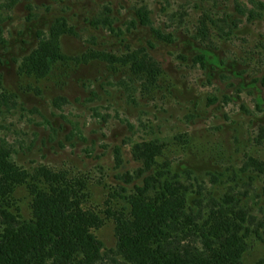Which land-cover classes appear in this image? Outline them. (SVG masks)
<instances>
[{
    "label": "rangeland",
    "instance_id": "rangeland-1",
    "mask_svg": "<svg viewBox=\"0 0 264 264\" xmlns=\"http://www.w3.org/2000/svg\"><path fill=\"white\" fill-rule=\"evenodd\" d=\"M258 1L0 0V163L19 181L0 207L17 219L53 199L92 211L96 264H131L115 216L169 163L190 201L243 199L236 251L264 264ZM102 14L108 23H91Z\"/></svg>",
    "mask_w": 264,
    "mask_h": 264
},
{
    "label": "trees",
    "instance_id": "trees-1",
    "mask_svg": "<svg viewBox=\"0 0 264 264\" xmlns=\"http://www.w3.org/2000/svg\"><path fill=\"white\" fill-rule=\"evenodd\" d=\"M255 5L264 8L260 1ZM136 11L148 16L146 10ZM109 19L102 14L91 23ZM116 152L121 153L119 147ZM153 163L159 165L153 159L149 167ZM7 165L6 160L0 163L4 202L19 183L18 173ZM165 168V176L159 168L144 176L137 194L128 199V214L115 216L118 254L131 264H248L236 251L237 233L249 218L243 199L234 193L213 198L217 202L211 206L203 205L201 197L190 201L179 173L169 163ZM57 201L38 203L34 214L22 219L0 207V264H96L103 259L104 243L91 231L100 223L98 217Z\"/></svg>",
    "mask_w": 264,
    "mask_h": 264
}]
</instances>
